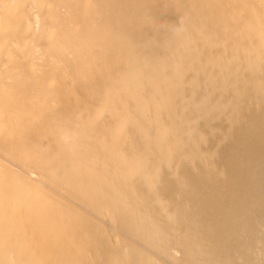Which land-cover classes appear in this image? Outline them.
<instances>
[{
	"label": "bare ground",
	"instance_id": "obj_1",
	"mask_svg": "<svg viewBox=\"0 0 264 264\" xmlns=\"http://www.w3.org/2000/svg\"><path fill=\"white\" fill-rule=\"evenodd\" d=\"M237 200L264 220V0H0V264H264Z\"/></svg>",
	"mask_w": 264,
	"mask_h": 264
},
{
	"label": "rangeland",
	"instance_id": "obj_2",
	"mask_svg": "<svg viewBox=\"0 0 264 264\" xmlns=\"http://www.w3.org/2000/svg\"><path fill=\"white\" fill-rule=\"evenodd\" d=\"M238 202L237 203H239V202H241V203H239L240 204V206H238V208H237V216L239 217V219H237V222L238 223H236V226H235V230L233 231V233L234 234H232L233 235V237L232 238H235L236 237V239L237 240H239V244L237 245V244H235V243H231V242H229V243H227V246L230 248H233V250H231L232 251V253L234 254V252H235V254L234 255H238L239 257H240V259H238V260H240V262L242 263L243 262V258H244V256L246 255V253H250V254H254L253 256L254 257H257L262 251H264V220H262V219H260V218H253L254 216H252L253 215V212H251L250 210H252L251 208H249V206L247 205L246 206V203L244 204V203H242V201H240V200H237ZM242 204V205H241ZM243 204H244V206L246 207H244L243 206ZM250 209V210H249ZM239 211H240V213H239ZM250 211V212H249ZM245 213V214H244ZM249 218V219H248ZM246 221H244V220ZM257 219V220H256ZM248 220H249V222H248ZM241 221V222H240ZM248 222V223H247ZM256 222V223H255ZM259 222V223H258ZM261 222V223H260ZM244 225H243V224ZM245 224H246V226H245ZM249 224V225H248ZM257 226V228H255L256 226ZM263 224V225H262ZM238 225H239V227H238ZM243 225V226H242ZM249 226V228H247ZM254 226V227H253ZM238 227V228H237ZM244 228V230H242L243 228ZM260 227H261V229H260ZM249 229V230H248ZM258 229H260V231L258 230ZM241 231V232H240ZM255 231V232H254ZM257 231V232H256ZM263 231V232H262ZM240 232V233H239ZM244 232V233H243ZM251 232V233H250ZM259 232V233H258ZM257 233V234H256ZM243 234V237H241L240 235H242ZM254 234V235H253ZM261 234V235H260ZM249 235L251 236V238L252 239H254V241L249 237ZM253 235V236H252ZM248 236V237H247ZM258 236V237H257ZM243 238V239H242ZM244 239H246V240H244ZM263 240V241H262ZM233 241V240H232ZM242 241H243V243H242ZM249 241V242H248ZM258 242V243H256V242ZM259 242H261V243H259ZM242 243V244H241ZM246 245H245V244ZM251 243V245H249ZM230 244H232L233 245V247L230 245ZM235 245V246H234ZM245 245V246H244ZM248 245V246H247ZM257 245V246H256ZM262 245V246H261ZM239 248V249H238ZM174 249V250H173ZM172 249V252H175V248H173ZM234 251V252H233ZM258 251V252H257ZM238 252H240V253H238ZM260 252V253H259ZM247 260V259H246ZM247 261H249V259L247 260ZM250 263L249 264H251V263H254L255 261H256V259L254 260V259H250ZM243 264H247V263H243Z\"/></svg>",
	"mask_w": 264,
	"mask_h": 264
}]
</instances>
